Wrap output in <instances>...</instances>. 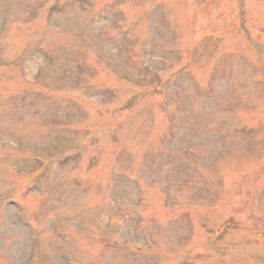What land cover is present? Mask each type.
I'll list each match as a JSON object with an SVG mask.
<instances>
[{
    "label": "rangeland",
    "instance_id": "rangeland-1",
    "mask_svg": "<svg viewBox=\"0 0 264 264\" xmlns=\"http://www.w3.org/2000/svg\"><path fill=\"white\" fill-rule=\"evenodd\" d=\"M243 1L0 0V264H264V0ZM64 138L80 156L29 169Z\"/></svg>",
    "mask_w": 264,
    "mask_h": 264
}]
</instances>
